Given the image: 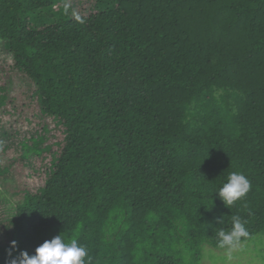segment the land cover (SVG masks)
<instances>
[{
  "label": "trees",
  "instance_id": "16d2710c",
  "mask_svg": "<svg viewBox=\"0 0 264 264\" xmlns=\"http://www.w3.org/2000/svg\"><path fill=\"white\" fill-rule=\"evenodd\" d=\"M63 7L0 0V42L62 133L43 185L0 222V264L58 234L88 264H198L233 216L239 243L264 232V0ZM233 171L251 188L228 208L213 192Z\"/></svg>",
  "mask_w": 264,
  "mask_h": 264
},
{
  "label": "rangeland",
  "instance_id": "374dc122",
  "mask_svg": "<svg viewBox=\"0 0 264 264\" xmlns=\"http://www.w3.org/2000/svg\"><path fill=\"white\" fill-rule=\"evenodd\" d=\"M63 10L73 17L92 11L93 0H63ZM0 85L6 87L7 100L0 107V222L4 221L11 205L21 201L24 190H36L44 183V170L49 152L57 149L62 139L61 128L51 118L39 114L31 97L32 82L13 66L10 54L0 42ZM46 130L43 131L42 128ZM43 136L40 147L52 145L50 151L30 152L24 158L21 144L32 145V139ZM180 264H186L182 262ZM198 264H264V232L251 240L239 243L231 251L215 249L204 244Z\"/></svg>",
  "mask_w": 264,
  "mask_h": 264
},
{
  "label": "clouds",
  "instance_id": "9594fccd",
  "mask_svg": "<svg viewBox=\"0 0 264 264\" xmlns=\"http://www.w3.org/2000/svg\"><path fill=\"white\" fill-rule=\"evenodd\" d=\"M251 188L250 180L241 172H230L227 179L221 182L216 195L223 201L225 206L233 205L241 197L245 196ZM248 232L245 222L239 216H233L230 230L217 232L219 247L229 251L235 249L241 238L247 237ZM12 247L15 241L10 242ZM90 257L86 246L79 242L78 237L65 240L63 236L56 235L50 240H44L39 244L34 254L21 251L18 258H13L9 264H88Z\"/></svg>",
  "mask_w": 264,
  "mask_h": 264
}]
</instances>
